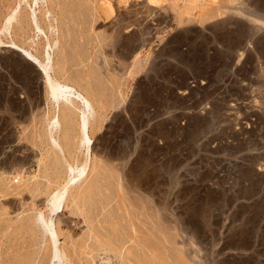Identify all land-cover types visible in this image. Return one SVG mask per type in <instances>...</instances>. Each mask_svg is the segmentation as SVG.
<instances>
[{
    "label": "rangeland",
    "instance_id": "rangeland-1",
    "mask_svg": "<svg viewBox=\"0 0 264 264\" xmlns=\"http://www.w3.org/2000/svg\"><path fill=\"white\" fill-rule=\"evenodd\" d=\"M60 1L51 32L47 21L39 27L51 42L65 33L74 43L44 56L88 98L91 124L82 143L77 104L62 106L70 113L60 108L54 147L47 88L0 33V264H49L51 242L34 216H49L45 202L68 165L86 171L52 216L67 263L104 252L121 264H264V0ZM9 2L0 0V25ZM31 7L20 13L47 10L43 0Z\"/></svg>",
    "mask_w": 264,
    "mask_h": 264
},
{
    "label": "bare ground",
    "instance_id": "bare-ground-1",
    "mask_svg": "<svg viewBox=\"0 0 264 264\" xmlns=\"http://www.w3.org/2000/svg\"><path fill=\"white\" fill-rule=\"evenodd\" d=\"M4 2V0H2ZM15 1V0H14ZM12 2V0H10V2H12L13 4L15 2ZM64 1V0H63ZM66 1V0H65ZM6 2V0H5ZM9 2V3H10ZM68 2V0H67ZM70 2V1H69ZM116 2V1H115ZM8 3V2H7ZM43 3L46 4V8L47 10L44 12L42 11L41 13H39V17L37 16L35 10L32 11V18H30L29 14L28 15H22V13H20L21 10H27V8H30L31 10L32 7L31 5L32 4H38V0H20V2H18L17 0V3H15V5H11V4H7L5 7V9H8V10H11L9 14H7L1 21V25H0V33L3 34L5 37L8 36L10 38V41L8 42L7 46L8 47H11L13 49H15L17 52H19V54H21V57H23V59H25V61L27 62H30L31 64H33V66L37 67V73L39 75V80L41 79V83H43V86L45 85V87L47 88V92H45V94L47 93V101H49V103H51L50 105L52 106H49V104L47 105L46 103H44V111H48V106L54 110V113H53V116L51 115L50 119L48 120L47 122V129H46V132H45V136L47 135V137L49 138V141L50 143H52V145L54 147H56V142H57V139L55 138V134H57V132L59 131L60 127H62V125H60V116L59 115V111L61 110L60 108L64 105L66 106H70L69 108L72 110L73 108V105L74 104H77V106L79 105L78 109H77V106L74 109V113L75 112H78V116H75L78 117V121H77V127H78V133L80 132V134H78L80 136V140L82 143H84L85 139L87 140V138L85 137L84 138V135L83 133L81 132V129H85L87 128V126H90V117L92 116L93 114V107L90 103V101L88 100L87 97L85 96H82L80 93H78L77 91H75L72 86H70L69 84L67 83H62L60 82L58 79H56V77L54 76V73L52 74V69L53 67L51 66V62L50 64L46 63L47 60H46V57L44 56V53L46 51V48L47 50L49 48L52 49V45L56 46V44H59L60 46V43L63 45V47L61 49H68V47L66 46V43L69 42L70 44L74 43V41H72V38L70 39L69 36L71 35H67V36H63L61 37V35L59 37H57L56 39L52 40L51 42V37L53 36L51 32V29L50 28H54V24L52 23V19H50V16H52L51 14V11L50 10H58V8L60 7L61 8V5L63 7L64 5V2L61 3L60 0H43ZM1 4V3H0ZM73 4V3H72ZM75 4V3H74ZM69 5V4H68ZM71 5V4H70ZM134 5V4H133ZM45 6V5H44ZM135 6V5H134ZM69 8V7H68ZM64 10V8H62ZM145 9V8H144ZM207 9V8H206ZM30 10V11H31ZM71 11V10H70ZM146 11V10H145ZM203 11V10H202ZM207 11V10H206ZM79 12V11H78ZM148 12V11H147ZM74 14V12H72ZM71 13V14H72ZM87 13V12H86ZM125 13V12H124ZM128 13V12H127ZM134 13V12H132ZM139 13V12H138ZM138 13H135V14H138ZM31 14V13H30ZM63 14V13H61ZM72 14V15H73ZM97 14V13H96ZM130 14V13H129ZM141 14V13H140ZM54 15V14H53ZM60 15V14H59ZM82 15V14H81ZM87 15V14H86ZM68 16V15H67ZM77 17V15H75ZM74 16V18H75ZM83 16V15H82ZM124 16V15H123ZM130 16V15H129ZM136 16V15H135ZM145 16V15H144ZM257 16V15H256ZM56 17V15H55ZM63 17V16H62ZM70 17V16H69ZM127 17V16H126ZM140 18H142V16L140 15L139 16ZM54 18V17H53ZM57 18V17H56ZM67 18V17H66ZM72 18V17H71ZM79 18V16H78ZM83 18V19H82ZM97 18V17H96ZM136 18V17H135ZM138 18V17H137ZM61 19V18H60ZM124 19V18H123ZM133 19V18H132ZM63 20V19H61ZM88 20V18H86L85 16L84 17H81L79 21L83 22V23H86ZM125 20V19H124ZM128 20V19H127ZM139 21L136 22V20L134 21V19L132 20V22L134 21V23L132 24L131 20L129 23H131V26L135 25V26H138L140 27V19H137ZM48 22V26H47V29H50L48 31H50L49 33V36L47 35L46 32L48 31H44L42 30L40 27H39V23L41 22ZM77 22V20H74ZM86 21V22H85ZM144 21V20H143ZM57 22V21H56ZM89 22V21H88ZM112 22V21H111ZM117 22V21H116ZM126 22V21H125ZM146 22V21H145ZM58 23V22H57ZM62 23V22H61ZM65 23V22H64ZM68 23V22H66ZM121 23V22H120ZM44 24V23H43ZM60 24V23H59ZM117 24V23H116ZM116 24H113L112 25V31H114V39L115 40H122L123 38V30L126 29V27H124L125 25H127V23L125 25H121L119 27L116 26ZM124 24V23H123ZM145 24V23H144ZM69 25V24H68ZM67 25V26H68ZM130 25V24H129ZM60 26V25H59ZM84 26V25H83ZM88 26V25H87ZM82 27V26H81ZM63 28V27H62ZM133 28V27H132ZM137 28V27H136ZM16 31V32H20L21 35L24 37V44L25 43H28V45L30 44V47L28 48H24V47H21L20 45H18L16 43V41L13 39V37L11 36V31L10 30H13ZM69 29V28H67ZM107 29V28H106ZM127 29H130V26H128ZM64 30V29H63ZM89 30V29H88ZM131 30V29H130ZM33 32L34 34V37L30 36L29 34H31V32ZM62 31V30H61ZM70 31V29H69ZM111 31V32H112ZM30 32V33H29ZM60 32V31H59ZM64 32V31H63ZM127 31H125L126 33ZM129 32V30H128ZM135 32V31H134ZM12 34H15V33H12ZM78 34V33H77ZM16 35V34H15ZM19 35V34H18ZM75 35V34H74ZM73 35V36H74ZM128 35V34H127ZM112 36V35H111ZM71 37V36H70ZM84 37V36H83ZM113 37V36H112ZM34 38H37V39H44V43H43V47H42V52L38 54H36L35 52H32L31 48L34 47ZM69 38V39H68ZM128 38V37H127ZM36 39V40H37ZM74 39V38H73ZM72 42H70V41ZM135 41H138V39H136ZM80 42V41H79ZM1 44L4 45L3 41H0ZM70 44L68 46H70ZM142 44V42H141ZM73 46V45H72ZM139 46V45H138ZM71 47V46H70ZM81 47V46H80ZM85 47V46H84ZM54 48V47H53ZM60 47H59V50L61 51ZM73 49V48H72ZM36 50V49H35ZM53 50V49H52ZM58 50V51H59ZM69 50V49H68ZM74 50V49H73ZM62 59H64L66 56L67 53H64V51H62ZM60 53V52H59ZM58 55V53H57ZM61 55V54H60ZM68 55V54H67ZM72 55V54H71ZM60 57V56H59ZM62 59L60 58V60L62 61ZM59 60V61H60ZM60 63V62H59ZM48 64V66H47ZM63 65V64H62ZM60 66V64H59ZM61 69V68H60ZM67 69V68H66ZM73 69V68H72ZM24 71V70H23ZM64 71V70H63ZM62 69H61V72H63ZM26 72V71H25ZM54 72V71H53ZM24 73V72H23ZM25 74V73H24ZM28 77L31 76V74H27ZM69 76V75H68ZM60 77V75H59ZM72 77V76H71ZM67 78V77H66ZM29 79V78H28ZM75 79V78H74ZM40 83V82H39ZM80 83V82H79ZM75 86V85H74ZM45 88V89H46ZM252 89V88H251ZM87 91V90H86ZM94 93V92H93ZM89 94V93H88ZM244 95V94H243ZM88 96V95H87ZM253 98V97H252ZM17 108V107H16ZM64 110H65V113H64V110L62 111L63 114H67L69 111L68 109H66V107H62ZM68 108V107H67ZM69 109V110H70ZM77 109V111L75 110ZM67 110V111H66ZM70 110V111H71ZM73 111V110H72ZM71 111V112H72ZM60 111V113H62ZM26 113V112H25ZM46 113V112H45ZM50 114V112H48ZM70 113V112H69ZM52 114V112H51ZM62 114V115H63ZM46 116H48V114L46 113ZM50 116V115H49ZM68 116V115H67ZM72 116L73 113H72ZM13 118V117H12ZM46 118V117H45ZM48 118V117H47ZM66 118V117H65ZM68 118V117H67ZM66 118V119H67ZM15 119V118H14ZM10 120V119H9ZM60 120V121H59ZM64 120V119H63ZM68 122L70 121L69 119H67ZM74 120V119H73ZM19 122V120L17 121ZM34 122V121H33ZM62 122V121H61ZM73 123L72 121L69 123L71 124ZM72 125V124H71ZM34 126V125H33ZM76 126V125H75ZM40 127V126H39ZM42 128V127H41ZM64 128V127H62ZM61 128V129H62ZM74 128V127H73ZM249 128V127H248ZM40 129V128H39ZM65 129V128H64ZM67 130V129H66ZM65 131V130H64ZM76 131V130H75ZM74 131V132H75ZM61 134L64 133L63 132V129L60 131ZM73 132V133H74ZM43 133V132H42ZM66 133V131H65ZM72 133V134H73ZM35 134V133H34ZM44 134V133H43ZM68 134V133H67ZM64 135V134H62ZM35 136V135H34ZM39 136V135H38ZM42 136V134L40 135ZM39 136V137H40ZM26 137V136H25ZM65 137V136H64ZM33 138V137H32ZM42 138H45V137H42ZM42 138H41V141H42ZM69 138V137H68ZM77 138V137H76ZM11 140V139H10ZM36 140V139H35ZM34 140V141H35ZM40 140V139H39ZM69 141V140H68ZM47 142V141H46ZM243 142V141H242ZM49 143V144H50ZM15 144V143H14ZM37 144V143H36ZM40 144V143H39ZM1 145V144H0ZM3 145V144H2ZM7 146V145H6ZM72 146H70L71 148ZM3 148V147H2ZM8 149V148H7ZM52 149V147H51ZM15 150V149H14ZM53 150V149H52ZM19 153V152H18ZM65 153V152H64ZM2 154V153H1ZM15 154V153H14ZM13 155V154H12ZM16 156V155H15ZM22 158V156H21ZM54 159V158H53ZM21 160V159H20ZM39 160V159H38ZM59 160V159H58ZM4 161V160H3ZM1 161V162H3ZM19 161V160H18ZM47 161V160H46ZM56 161V160H55ZM60 161V160H59ZM7 162V161H6ZM52 162V161H51ZM60 163V162H59ZM6 164V163H5ZM37 164V163H36ZM56 164V163H55ZM58 164V163H57ZM62 164V163H61ZM60 164V165H61ZM54 165V163H53ZM87 165V164H86ZM56 166V165H54ZM3 167V166H2ZM13 167V166H12ZM58 167V166H57ZM60 167V166H59ZM4 168V167H3ZM61 168V167H60ZM59 168V169H60ZM52 169V168H51ZM54 169V168H53ZM45 170V169H44ZM66 170V174H65V182L63 183V185L61 186V188L59 187V189H54L55 191L51 192L50 195H48V199L46 200L45 202V206L49 212V216L48 217H45V214H43L42 212H37V214L34 216V221L35 223L37 224L39 230L42 231V235L48 237L47 239H49L48 241L51 242V246L50 249H51V252H50V260L49 261V264H69L67 263V260L65 259V254L64 252H62L59 248V244H58V233L55 229V225L53 223V218L52 216L56 215V214H60L63 209H64V205H65V201L67 200V195H68V191L71 190V188L75 187L76 185L79 184L80 180L83 178L84 174H85V171H86V166H83L81 168H78V167H75L73 168L72 166L68 165L67 168L65 169ZM64 170V171H65ZM98 170V169H97ZM53 171V170H51ZM60 171V170H59ZM63 171V173H64ZM54 172H56L54 170ZM257 172L263 176V173H264V168H262V166L260 168L257 169ZM58 173V172H57ZM108 173V172H107ZM43 174V173H42ZM54 174V173H53ZM257 174V175H259ZM55 175V174H54ZM67 175V176H66ZM104 175V174H103ZM254 175V174H253ZM53 176V175H52ZM27 177V176H25ZM54 177V176H53ZM56 177V176H55ZM60 177V176H59ZM58 177V178H59ZM51 178V177H50ZM4 180V179H3ZM1 180V181H3ZM33 180V179H32ZM52 180V179H51ZM54 180V179H53ZM128 181V180H127ZM49 182V181H48ZM51 182V181H50ZM3 185V184H2ZM21 185V184H20ZM51 185V184H50ZM105 185V184H104ZM34 186V185H33ZM11 187V186H10ZM13 187V186H12ZM25 187H28V186H25ZM43 188V187H42ZM13 189V188H12ZM36 189V188H35ZM70 189V190H69ZM74 189V188H73ZM32 190V189H31ZM9 192V190H8ZM45 192V191H44ZM81 192V191H80ZM17 194V193H16ZM15 194V195H16ZM45 194V193H44ZM91 197V196H90ZM13 199V198H12ZM14 200V199H13ZM68 201V200H67ZM31 206V205H30ZM8 214V213H7ZM31 216V215H30ZM155 218V217H154ZM2 219V218H1ZM22 219V218H21ZM25 219V218H24ZM108 219V218H107ZM151 219V218H150ZM6 220V219H5ZM57 220V219H56ZM3 221V220H2ZM1 221V222H2ZM29 221V220H28ZM11 222V221H10ZM18 222V221H17ZM156 222V221H155ZM4 223V222H2ZM7 223V222H6ZM5 224V223H4ZM1 225V224H0ZM10 225V224H9ZM14 226V225H13ZM22 226V225H21ZM28 226V225H27ZM26 226V227H27ZM11 227V226H10ZM96 227V226H95ZM4 228V227H3ZM28 228V227H27ZM2 229V228H0ZM27 230V229H25ZM31 231V230H30ZM27 233V232H26ZM25 233V234H26ZM21 234V233H20ZM24 234V235H25ZM16 235V234H15ZM30 235V234H29ZM12 236V235H11ZM3 237V236H2ZM31 237V236H30ZM33 237V236H32ZM12 238V237H11ZM15 238V237H14ZM13 238V239H14ZM3 239V238H2ZM20 239V238H19ZM31 239V238H30ZM29 239V240H30ZM6 240V239H5ZM15 240V239H14ZM29 242V241H28ZM17 243V242H16ZM31 243V242H30ZM98 243V242H97ZM6 244V243H5ZM29 244V243H28ZM50 244V243H49ZM15 245V244H14ZM24 245V243H23ZM110 245V244H109ZM79 247V246H78ZM28 248V247H27ZM139 249V248H138ZM45 250V249H44ZM103 250H106V249H103ZM32 252V251H31ZM103 252V251H102ZM105 252H108V251H105ZM143 252V251H142ZM104 253V252H103ZM109 254V253H108ZM112 256V255H111ZM98 257V256H97ZM122 257V256H120ZM12 258V257H11ZM115 259V258H114ZM116 260L118 261V259L116 258ZM21 261V260H20ZM24 261V259H23ZM27 261V260H26ZM43 261V259H42ZM19 262V261H17ZM44 262V261H43ZM120 262V261H118ZM22 263V262H21ZM33 263V262H32ZM71 263V262H70ZM96 262H94L93 264H95ZM8 264V263H7ZM27 264V263H26ZM121 264V262L119 263Z\"/></svg>",
    "mask_w": 264,
    "mask_h": 264
},
{
    "label": "built area",
    "instance_id": "built-area-1",
    "mask_svg": "<svg viewBox=\"0 0 264 264\" xmlns=\"http://www.w3.org/2000/svg\"><path fill=\"white\" fill-rule=\"evenodd\" d=\"M95 264H119V262L114 259L111 255L101 253L96 258Z\"/></svg>",
    "mask_w": 264,
    "mask_h": 264
}]
</instances>
